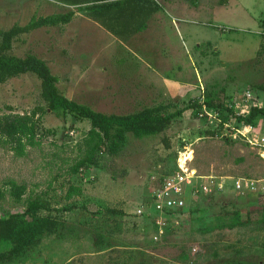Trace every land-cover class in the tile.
<instances>
[{
  "label": "rangeland",
  "instance_id": "374dc122",
  "mask_svg": "<svg viewBox=\"0 0 264 264\" xmlns=\"http://www.w3.org/2000/svg\"><path fill=\"white\" fill-rule=\"evenodd\" d=\"M156 1L172 29V16L182 24L194 20L197 38L181 43L170 30L163 32L174 43H129L127 48L113 43L79 8L68 24L42 27L13 42L12 55L31 53L43 60L62 95L94 111L122 115L157 105H165L168 113L184 110L165 132L143 139L128 134L118 155L102 154L98 167L87 166L74 175L67 171L75 159V143L89 129L86 120L47 111L40 121L47 133L39 146L27 147L23 157L0 147V190L9 180L24 185L23 198L40 195L58 210L53 217L63 224L61 237L43 234L29 256L11 254L6 244L0 245V254L7 255L0 256V264H264V197L236 196L231 179L264 180V142L259 140L264 119L254 124L257 146H252L213 138L211 127L186 108L200 97L228 103L245 92L264 107V54L257 56L264 43V0H242L245 10L237 0ZM224 2L229 6L220 8ZM74 9L54 0H0V30ZM37 107L45 103L32 73L0 84V115ZM184 145L192 149L189 166L203 181L222 183L224 190L187 203L180 225L154 241L148 220L135 211L154 184L174 169V156ZM69 185L81 187V196L64 200ZM20 208L5 194L0 217ZM234 217L243 224L229 228ZM97 235L107 246H92Z\"/></svg>",
  "mask_w": 264,
  "mask_h": 264
},
{
  "label": "trees",
  "instance_id": "16d2710c",
  "mask_svg": "<svg viewBox=\"0 0 264 264\" xmlns=\"http://www.w3.org/2000/svg\"><path fill=\"white\" fill-rule=\"evenodd\" d=\"M60 3H71L77 9L66 13L51 14L45 17L30 19L26 24H13L7 30H0V84L20 75L32 73L40 81V96L45 107H37L28 113H6L0 115V147H7L17 157H23L27 147H37L41 144V137L47 133L41 126V118L47 112L65 118L71 116L75 120H86L89 129L86 134L75 143V159L69 166L68 174L74 175L87 166L98 167L101 155H118L128 141V134L135 139L157 136L165 132L176 116L182 110L174 113L166 112L165 105L144 107L129 114H104L94 111L90 107L67 99L57 87L58 79L47 64L28 53L24 57H17L10 53L13 42L21 35L28 34L42 27H56L68 24L75 12L83 8L86 15L98 23L120 41L126 42L133 35L145 30L149 18L161 9L154 0H54ZM84 5V6H83ZM83 6V7H81ZM264 54V43L261 42L257 56ZM211 108H223L226 104L223 98H204ZM196 100L186 108L194 109ZM195 115V112H194ZM196 116V115H195ZM225 118L228 115H224ZM259 119H264V107H252L249 114L239 121L254 125ZM165 148H170L167 138L161 139ZM176 155L174 156L175 165ZM174 170V169H173ZM172 170V171H173ZM168 174V173H167ZM6 189L0 190V200L5 194L14 205L20 206L19 211L9 212L0 217V245L6 244L11 254L29 256L33 248L39 243L45 233L63 234V224L53 214L58 212L38 194H30L23 198L26 188L13 180L6 181ZM81 187L69 185L63 199L70 201L81 196ZM72 207H62L69 211ZM263 220H264V207ZM234 216L237 214L234 213ZM243 223L234 217L229 228ZM92 246L98 248L107 246L102 237L92 238ZM264 248V242H263ZM2 259L7 255L0 254ZM222 264H245L239 261Z\"/></svg>",
  "mask_w": 264,
  "mask_h": 264
},
{
  "label": "built area",
  "instance_id": "2783aa9c",
  "mask_svg": "<svg viewBox=\"0 0 264 264\" xmlns=\"http://www.w3.org/2000/svg\"><path fill=\"white\" fill-rule=\"evenodd\" d=\"M196 105L194 112L197 119L211 127L213 138L257 146L253 141L257 138L254 125L239 121V118L244 119L249 114L252 107H259L250 92H245L240 98L226 103L223 108L209 107L204 97L198 98ZM224 115L228 117L225 118ZM259 140L264 142V137ZM191 150V145L183 146L176 157L174 170L154 184L147 201L135 211V215L148 220L154 241L160 240L167 231L180 225L183 216L186 215L187 203L200 197L213 196L224 190L222 183L203 181V178L189 166L187 157ZM231 179L236 196L260 194L264 197V180ZM193 252L195 253L196 249H193Z\"/></svg>",
  "mask_w": 264,
  "mask_h": 264
},
{
  "label": "crops",
  "instance_id": "0c3cea01",
  "mask_svg": "<svg viewBox=\"0 0 264 264\" xmlns=\"http://www.w3.org/2000/svg\"><path fill=\"white\" fill-rule=\"evenodd\" d=\"M154 1H156V0H154ZM237 3H238L237 5H238V7H239L240 10H245V8L242 5V0H237ZM229 4H230V2H224L221 5L220 8H227L229 6ZM207 12L208 11H206L205 14ZM190 13H192L194 15L196 14V12L193 11V9H192V11ZM207 14H209V13H207ZM167 16L168 17H171L172 15L171 14H167ZM171 19H174L175 20V21L171 20L172 24H174V26H175V29H172L171 27H169V25L167 23L170 22V21L168 20L167 17H166V19L165 18L162 19L161 10H158L147 21L145 30L136 33L135 35H133L126 42L120 41L118 38H116L115 36H113L112 34H110L108 31H106L103 27H101L98 23L97 24L106 33H109V35L112 38V42L113 43H118L119 45H122L124 47L126 46L127 48H129V43H162V42H165V43H174L175 41L170 38L172 36L164 35V33L166 31H170V30H172V35L175 37V39H177L181 43H188V40L189 41L192 40V36L197 38V35H194L193 34L194 33V30L191 27L195 23L194 20H184L185 21L184 22L185 24H182L183 23V20L182 19L179 20V19L174 18L173 16L171 17ZM163 31H165V32H163ZM162 32H163V35H162ZM201 38H202V36H201ZM206 41H208V40H206ZM195 43H199V39L195 40ZM131 51L132 50H130L129 52H131Z\"/></svg>",
  "mask_w": 264,
  "mask_h": 264
},
{
  "label": "bare ground",
  "instance_id": "6f19581e",
  "mask_svg": "<svg viewBox=\"0 0 264 264\" xmlns=\"http://www.w3.org/2000/svg\"><path fill=\"white\" fill-rule=\"evenodd\" d=\"M188 159V158H187Z\"/></svg>",
  "mask_w": 264,
  "mask_h": 264
}]
</instances>
